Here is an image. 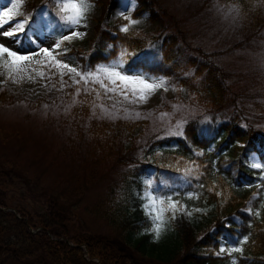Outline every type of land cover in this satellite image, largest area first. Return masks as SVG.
I'll use <instances>...</instances> for the list:
<instances>
[{"label":"rangeland","instance_id":"374dc122","mask_svg":"<svg viewBox=\"0 0 264 264\" xmlns=\"http://www.w3.org/2000/svg\"><path fill=\"white\" fill-rule=\"evenodd\" d=\"M16 2V11L21 14L15 19L22 21L27 17L22 12L28 0ZM91 2L94 7L88 14L87 27L80 29L86 35L70 43L66 41L71 47L82 48L81 51L87 50V43L93 37L95 21L102 10L97 0ZM144 2L149 9L137 19L131 18L138 7L137 0H107L104 5L108 7L112 20L127 23L124 17H129L139 21L128 32L146 41L147 49L171 44L177 51L180 66L185 67L182 74L188 77L187 85L163 78L169 90L157 91L147 103L138 106L122 100L114 104L113 100L103 95L97 98L95 93L85 94V85H75L67 76L64 79L68 86L61 88L59 75H54L55 68L51 72L45 70V76H51V80L39 79L38 74L34 73L37 75L34 83L27 80L14 83L6 79V74H0V129L18 135L7 141L1 140L0 135V165L4 162L6 166L12 167L9 170V177H13L12 183L5 189L10 208L24 209L31 214L48 211V198L52 194L58 198L60 207L68 206V203L75 205L72 213L80 223L85 224L89 233L110 234L109 229L89 213L92 205L108 190L116 188L123 176L134 170V163L150 140L179 136L170 132L178 121H183L184 128L188 121L195 119L203 129H207L210 121L219 125L236 116L241 129L254 134L252 140L259 148L258 140L264 136V0L249 1L246 11L234 0ZM32 3L29 1L28 4ZM52 4L42 6L46 9L43 14L39 13L42 7L38 6L35 10L28 38H25L24 33H18L20 43H13L15 37L4 36H0V42L19 53H30L35 50V45H30L29 39L35 40L33 33L36 32L44 41L41 46H54L60 38L56 37L53 30L59 18ZM232 4L239 5V16L227 15V8ZM151 15H154V20ZM25 28L28 29V25ZM150 43L154 45L149 46ZM130 55L132 52L120 47L113 63L123 58L124 71L140 73L127 67ZM39 58L42 63L45 62L42 53ZM67 58H71L72 65L83 71L78 55L68 51L67 56L58 57L61 60ZM189 62L196 66L204 65L203 73L195 77V67L190 68ZM32 67L36 65L33 63ZM209 70L219 79L217 81L222 82L223 93L220 98L195 87ZM0 73H3V69H0ZM87 87L100 90L98 85ZM77 88L80 89L79 95L76 94ZM137 112L140 113L138 117L135 115ZM162 113H168V116L161 119ZM75 118L79 119L76 126L73 125ZM119 118L136 125L131 142L126 139L122 143L125 150L132 145L135 149L125 160L120 161L114 155L109 156L111 153L107 155L109 131L112 128H108V132L101 130L104 123ZM92 122L95 123L96 133L89 129ZM77 135H81L85 142L71 153L70 149L77 144ZM89 145L91 151L87 148ZM85 154L89 159L105 156V161L98 167L97 182L76 203L79 195H71V177L74 180L82 172L87 161ZM252 155L260 158L258 153H249V163ZM153 175V170H147L142 178L146 185L150 184L155 189ZM14 212L17 213L16 210ZM221 239L226 240L224 234Z\"/></svg>","mask_w":264,"mask_h":264},{"label":"trees","instance_id":"16d2710c","mask_svg":"<svg viewBox=\"0 0 264 264\" xmlns=\"http://www.w3.org/2000/svg\"><path fill=\"white\" fill-rule=\"evenodd\" d=\"M29 1L33 3L28 4ZM97 1L102 10L87 50L81 51L82 48L71 47L66 42L62 45L80 57L83 71L113 63L122 47L132 52L128 56V68L187 85L188 77L182 74L185 67L180 66L177 51L171 44L147 49V42L140 36L120 31L126 23L111 19L104 5L107 0ZM234 1L246 11L251 0ZM137 2L133 19L149 9L144 0ZM48 4H52L51 0H28L22 14L30 22L38 6ZM151 19L154 20V15ZM53 30L60 38V25H55ZM189 67L196 77L203 73L205 66L189 62ZM217 80L209 70L195 87L220 98L222 82ZM78 120L75 118L73 125L76 126ZM134 126L121 118L103 124V132L112 128L107 155L111 153L109 156L114 155L118 161L130 155L135 149L133 145L125 150L122 143L126 139L131 142ZM89 129L96 133L94 122L89 124ZM182 132L179 136L150 140L134 163V170L92 205L89 213L106 226L110 234L89 233L85 224L72 213L75 205L68 203L61 208L58 198L52 194L48 198V211L31 214L24 209L10 208L5 189L12 183L13 177H9L12 167L3 162L0 165V264H231L227 254L217 253L221 246H234L245 236L248 241L242 245L243 254L233 253L231 259L238 264H264V208L260 207L264 204V189L257 187L262 183L261 171L250 167L247 159L252 152L264 156V136L259 138V148H256L252 140L254 134L242 130L236 116L220 125L211 121L207 129L192 119ZM0 135L4 141L18 137L2 129ZM76 140L71 153L85 142L81 135H77ZM90 146L87 148L91 151ZM85 155L87 161L82 172L77 173L79 176L74 180L71 177V195H79L76 203L97 182L98 167L105 161V156L89 159ZM147 170L154 172V190L175 193V199L186 204L189 210H203L193 212L190 217L177 212L175 219L167 222L159 239L149 230L150 221L139 198L146 187L142 176ZM189 192L199 198L188 199ZM249 207L260 211V216L250 214ZM35 230L38 231L33 233ZM223 234L226 240L221 239Z\"/></svg>","mask_w":264,"mask_h":264},{"label":"snow or ice","instance_id":"6c2138e0","mask_svg":"<svg viewBox=\"0 0 264 264\" xmlns=\"http://www.w3.org/2000/svg\"><path fill=\"white\" fill-rule=\"evenodd\" d=\"M51 2L55 5L59 18L60 40L52 47H43L41 45L44 41L40 39L38 33L34 32L33 35L36 39H29V44L35 45V50L25 54L19 53L7 47L5 43L0 42V69H3V73L0 74H6V79L12 80L14 83H20L24 80L34 83L37 79V75H33L35 73L38 74L39 79L51 80V76H45V70L51 72L55 68L56 73L54 75H59L61 88L68 86L67 81L64 79L67 76L75 85L83 83L85 94L95 93L97 98L103 95L109 100H113L114 104L122 100L138 106L147 103L157 91L162 89L167 92L169 90L167 81L163 78H153L134 71H124L123 58L119 62L100 65L93 71L78 70L77 67L72 65L71 58L58 59L60 56H67V52L70 51V49L62 48L64 42L70 43L73 39H82L86 35L80 29L87 27L88 14L94 5L91 0H51ZM17 7L16 0H0V12H2L0 14V29H3L0 31V36L15 37L13 43L18 44L20 43L18 33H24L25 38H28L31 24L27 17L22 21L15 19V16L21 14L16 11ZM45 11L46 9L42 7L39 13L43 14ZM232 14L239 16L240 7L238 4H232L227 8V15ZM124 19L127 20V23L120 27L122 32H128L132 25L139 23L138 20H132L129 17H124ZM5 25L9 27H5ZM25 25H28V29L25 28ZM41 53L45 58L44 63L39 58ZM33 63L36 67H32ZM88 85H98L102 92L96 87L89 88ZM44 86L47 87V84ZM76 94H80L79 88H77ZM173 107L177 108L176 105H173ZM135 115L138 117L140 113L137 112ZM167 116L168 113H162L161 119ZM182 128L183 121H178L175 128L170 129V132L173 135H182ZM250 167L261 171L260 180L262 183L258 184L257 187L264 189V156L258 159L255 155H252ZM217 195H220V193H217ZM139 198L142 201L141 207L148 221H150L149 230L154 234L155 239L160 238L167 222L175 219L177 212L190 217L193 212L203 211L199 208L189 210L186 204H181L179 200L175 199V193L154 190L150 184L146 185L145 190L139 194ZM187 198L198 199L199 197L195 193L189 192ZM260 207L264 208V204H261ZM248 211L255 216L261 214L260 211H255L251 207L248 208ZM247 241L248 237L245 236L243 240L237 241L234 246H221L217 255L227 254L231 264H238L237 260L231 259L232 254L239 253L242 255V245Z\"/></svg>","mask_w":264,"mask_h":264}]
</instances>
